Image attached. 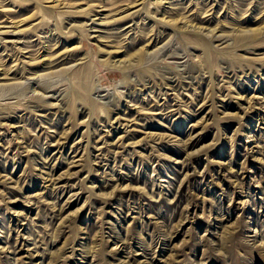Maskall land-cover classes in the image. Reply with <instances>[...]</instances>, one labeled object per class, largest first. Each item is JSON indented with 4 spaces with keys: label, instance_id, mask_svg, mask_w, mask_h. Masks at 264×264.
<instances>
[{
    "label": "rangeland",
    "instance_id": "obj_1",
    "mask_svg": "<svg viewBox=\"0 0 264 264\" xmlns=\"http://www.w3.org/2000/svg\"><path fill=\"white\" fill-rule=\"evenodd\" d=\"M0 264H264V0H0Z\"/></svg>",
    "mask_w": 264,
    "mask_h": 264
}]
</instances>
